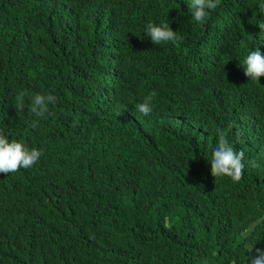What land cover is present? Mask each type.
Segmentation results:
<instances>
[{
  "label": "trees",
  "instance_id": "16d2710c",
  "mask_svg": "<svg viewBox=\"0 0 264 264\" xmlns=\"http://www.w3.org/2000/svg\"><path fill=\"white\" fill-rule=\"evenodd\" d=\"M189 2L0 0V132L43 153L0 174V264H249L264 249V78L242 68L264 53V0H221L203 24ZM165 21L178 44L147 37ZM24 90L57 98L35 128L27 97L14 108ZM218 129L245 152L239 183L211 175Z\"/></svg>",
  "mask_w": 264,
  "mask_h": 264
},
{
  "label": "clouds",
  "instance_id": "9594fccd",
  "mask_svg": "<svg viewBox=\"0 0 264 264\" xmlns=\"http://www.w3.org/2000/svg\"><path fill=\"white\" fill-rule=\"evenodd\" d=\"M221 0H190L188 4V11L194 22L203 24L210 16V11L217 9ZM264 31V23L257 25ZM147 37L154 45L161 44H178L182 39L177 31H173L170 24L165 21L161 24L148 23L145 28ZM240 47L243 49L248 48L249 42L241 39L239 41ZM242 68L244 74L250 81H260L264 78V53L259 49L248 52L242 60ZM156 92H151L145 97L143 103L136 105V111L143 116H150L153 111V98ZM30 100L28 114L35 117L32 127L38 126L39 119L51 115L49 111L50 105H55L57 98L52 94H35L30 95L26 90L20 91L15 97L14 108L17 112L25 110V99ZM231 127V125H229ZM218 139L216 147L213 149L210 165L211 175L217 178H230L233 183H239L244 175L245 169V152L236 151L230 139L226 136L225 132L221 129L217 130ZM42 151L36 148L29 149L22 142L9 139L0 132V174L8 176L9 174L16 173L21 169H30L35 166L41 156ZM252 167H259L255 159L248 161ZM167 227V220H165ZM202 264H207V260H202ZM249 264H264V249L255 248V254L250 255Z\"/></svg>",
  "mask_w": 264,
  "mask_h": 264
},
{
  "label": "bare ground",
  "instance_id": "6f19581e",
  "mask_svg": "<svg viewBox=\"0 0 264 264\" xmlns=\"http://www.w3.org/2000/svg\"><path fill=\"white\" fill-rule=\"evenodd\" d=\"M260 46H261V45H260ZM260 46H259V47H260ZM261 47H262V46H261ZM263 48H264V47H263ZM257 49H258V48H257ZM263 50H264V49H263ZM261 52H262V51H261ZM105 67H106V66H105ZM99 71H101V70H99ZM108 75H109V74H108ZM110 75H111V74H110ZM110 75H109V76H110ZM105 77H106V76H105ZM109 78H110V77H109ZM111 80H112V79H111ZM106 81H107V80H106ZM105 83H106V82H105ZM108 83H109V81H108ZM106 85H107V84H106ZM106 85H105V86H106ZM96 86H98V85H96ZM102 88H103V86H102ZM108 88H109V87H108ZM100 89H101V88H100ZM103 89H104V88H103ZM103 89H102V90H103ZM109 89H110V88H109ZM109 89H108V90H109ZM254 89H255V88H254ZM255 91H257V90H255ZM101 92H103V91H101ZM101 92H99V93H101ZM107 94H108V93H107ZM255 94H256V93H254V95H255ZM103 95H104V94H103ZM105 95H106V92H105ZM89 98H90V96H89ZM102 98H103V97H102ZM97 99H99V98H97ZM240 104H241V103H240ZM79 106H80V105H79ZM243 106H244V105H243Z\"/></svg>",
  "mask_w": 264,
  "mask_h": 264
}]
</instances>
